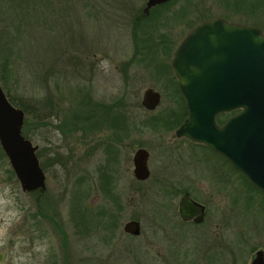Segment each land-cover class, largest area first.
Wrapping results in <instances>:
<instances>
[{
    "label": "rangeland",
    "instance_id": "obj_1",
    "mask_svg": "<svg viewBox=\"0 0 264 264\" xmlns=\"http://www.w3.org/2000/svg\"><path fill=\"white\" fill-rule=\"evenodd\" d=\"M64 1L55 3L57 11L47 30H35L9 46L13 54L3 91L33 115L46 113L49 118L42 126L37 121L36 128L25 130L26 138L40 149L45 175L34 246L27 244L26 233L32 194L20 190L0 154V231H7L0 264H208L204 254L212 248L210 242L220 250L215 264H243V228L255 229L264 238V198L231 169L226 184L224 175L213 180L207 157L198 162L202 150L177 140L176 126L167 128L152 118L175 104V80L166 64L181 36L198 21L220 14L264 26V0H170L154 12L165 45L152 53V64L147 61L148 50L137 47L129 29L130 13L141 11L146 0H71L72 10ZM88 8L98 12L88 14ZM147 87L160 95L151 111L140 104ZM82 97L89 98L82 107L83 117L76 111ZM102 109L121 112L123 121L112 124ZM137 147L149 152V177L134 183L130 158ZM118 169L122 181L131 182L133 189L114 191L120 204L116 229L110 234L96 227L90 210L111 204L95 187L101 174L112 186ZM168 173L175 174L189 195L208 209L204 228L184 225L183 238L180 229L162 222L178 220L180 193L163 194L158 189ZM219 203L231 208L229 227L227 238L224 234L214 240L212 233L218 229L210 209ZM131 218L139 221L140 232L128 237L121 227ZM255 244L247 245V250Z\"/></svg>",
    "mask_w": 264,
    "mask_h": 264
},
{
    "label": "water",
    "instance_id": "obj_2",
    "mask_svg": "<svg viewBox=\"0 0 264 264\" xmlns=\"http://www.w3.org/2000/svg\"><path fill=\"white\" fill-rule=\"evenodd\" d=\"M166 1L146 0L143 11ZM169 65L187 111L174 135L206 145L264 194V35L254 26L221 18L201 21L175 47ZM159 100V93L147 87L140 104L151 111ZM237 109L222 124L215 123L217 114ZM23 116L0 86V149L21 189L42 191L45 175L35 155L36 145L21 134ZM147 157L144 148L132 154L137 180L148 176ZM177 206L180 219L202 220L203 207L187 192ZM121 230L136 236L139 221L128 219Z\"/></svg>",
    "mask_w": 264,
    "mask_h": 264
},
{
    "label": "trees",
    "instance_id": "obj_3",
    "mask_svg": "<svg viewBox=\"0 0 264 264\" xmlns=\"http://www.w3.org/2000/svg\"><path fill=\"white\" fill-rule=\"evenodd\" d=\"M0 0V86L3 89L4 86V75L6 74L7 66L10 64L11 54H13L12 49L9 47L15 40L19 38H23L24 36H28L30 33H34L35 30L44 31L47 30L49 26L52 15L55 9V3L60 5L61 0ZM64 4L69 6V10H72L69 4H71V0H65ZM171 3V1H167L165 3L156 4L149 7L146 12L143 9L140 11L139 9L130 13L129 16V29L133 34V39L138 44V48L142 49L144 47L148 50L149 54L147 57V61L149 63H155L154 54L156 53L157 49L162 48L165 45V39L161 32L155 31L161 24L158 21L157 10L160 8H165ZM90 10L93 12H98V10H93L88 8L87 13H90ZM59 11V9H58ZM157 12L156 14L154 12ZM92 12V13H93ZM91 14V13H90ZM92 15V14H91ZM166 19L165 16H162ZM163 19V18H162ZM164 20V19H163ZM162 23V22H161ZM46 26V27H45ZM158 33V34H157ZM139 34V35H137ZM151 48V49H150ZM155 51V52H154ZM153 53V55H152ZM144 54V59H145ZM148 63V64H149ZM167 69L170 71L169 65L166 64ZM171 72V71H170ZM172 90L176 97L174 98L175 104L163 110V112H158L152 118L156 123H161L167 128L169 126H177L181 120L186 115V109L184 105V100L179 93L177 85L175 81L172 82ZM5 93V92H4ZM6 97L8 101L15 107L20 108L23 113V122H22V129L21 134L24 138H26V129L29 128L31 125L34 126L37 121L42 126V121L45 118H49V114H36L33 115V112L28 110L26 106L14 100L11 96L7 93ZM89 99L88 97H86ZM86 98L77 99V107L76 110L78 115L81 116L84 114V110L82 107L89 103V101H85ZM76 100V99H74ZM75 102V101H74ZM46 103L49 105L50 101L47 100ZM79 104V105H78ZM49 107V106H48ZM109 107V106H108ZM50 108V107H49ZM103 110V109H102ZM106 110V109H104ZM103 110V117L111 116V123H121L122 113H116L115 111L110 113H106ZM109 111V109L107 108ZM234 111H231L232 114ZM105 114V116H104ZM227 115V113H226ZM84 115H82L83 117ZM224 114H219L216 116L215 120L217 124H220L223 120ZM36 117V118H35ZM39 119V120H37ZM101 121V119H100ZM26 130V131H25ZM1 156H4L1 149H0ZM41 166V163H40ZM42 168V166H41ZM230 169L237 173L238 176L241 178L242 182H244L249 189L254 190L261 194L264 198V194L257 190L251 183L247 181V179L241 175L239 172L234 170L231 166ZM9 173L12 175L11 169L8 170ZM110 179L105 174L100 176V184L101 189L103 192V196L105 198H109L111 204H99L95 207L94 210H90L92 216L91 219L94 223H96V227H98L103 232H108L110 234L115 232L116 225H117V211H119V199L117 194L113 191L110 185ZM187 190L186 188L184 189ZM113 204V207H112ZM128 237H133L129 235Z\"/></svg>",
    "mask_w": 264,
    "mask_h": 264
},
{
    "label": "flooded vegetation",
    "instance_id": "obj_4",
    "mask_svg": "<svg viewBox=\"0 0 264 264\" xmlns=\"http://www.w3.org/2000/svg\"><path fill=\"white\" fill-rule=\"evenodd\" d=\"M167 2V1H166ZM145 7V5H144ZM144 7H143V10H144ZM212 18H221L223 19L224 21L226 22H230V23H235V24H240V25H248V26H254L256 28L259 29L260 33L262 35H264V26L263 24H260L261 22L260 21H257V23L259 24V26L257 25H253V22L254 24H257L255 21L253 22H250V21H238L236 19H232V18H228L222 14H220L219 16H215V17H210L208 19H204V20H200L198 21L197 23L201 22V21H206V20H210ZM249 22V23H248ZM260 22V23H259ZM195 23L193 26H191L182 36L181 38L179 39V41L177 43H175L174 47L172 48L171 50V53H170V57H169V61H168V64L170 62V58H171V55H172V52L174 51L175 47L180 43V41L184 38V36L197 24ZM159 29H155V31L158 32ZM172 42V40H171ZM170 67V65H169ZM170 71H171V76L172 78H174L175 80V83H176V78L171 70V67H170ZM177 85V83H176ZM4 92V91H3ZM180 93V92H179ZM6 95V94H5ZM181 95V94H180ZM182 96V95H181ZM183 98V97H182ZM184 100V99H183ZM184 105H185V102H184ZM186 109V107H185ZM234 111L232 114L231 111H228V112H222V113H219V114H224L225 116L223 117V120L220 124H222L226 118H228L229 116L233 115L234 113H236L238 111L237 110H232ZM227 113V115H226ZM186 114H187V111H186ZM217 114V115H219ZM216 115V116H217ZM186 116V115H185ZM184 116V118H185ZM215 116V118H216ZM183 118V119H184ZM182 119V120H183ZM181 120V122H182ZM180 122V123H181ZM179 123V124H180ZM215 123H216V120H215ZM178 124V125H179ZM217 124V123H216ZM220 124H217V125H220ZM177 125V126H178ZM176 126V127H177ZM34 128H36V124L34 125ZM175 130V129H174ZM174 130H173V135H174ZM174 137L177 139V140H181L183 142H186L187 144H190L191 147L193 148H200L202 150L201 153V156L199 157V154H198V157L197 159H199L198 162H200V158L201 157H207V164H208V168H209V176L212 175V179L214 180L215 178H219L221 175H224L223 177V180H224V183L226 184L227 182V177L228 175L230 174V164L223 158L221 157L220 155L216 154L215 152H213L209 147H207L206 145L204 144H201V143H198V142H194V141H191L185 137H176L174 135ZM36 145V144H34ZM137 148H144V147H137ZM136 148V149H137ZM145 149V148H144ZM146 150V149H145ZM147 151V150H146ZM134 152V151H133ZM198 152V151H197ZM39 153H40V149L38 148V146L36 145V149H35V155L37 157V160H38V163L40 165V162H39ZM148 153V157H147V162H148V158H149V152L147 151ZM133 154V153H132ZM132 157V156H131ZM7 160V159H6ZM130 162H131V158H130ZM146 162V164H147ZM9 165V164H8ZM41 167V166H40ZM232 167V166H231ZM147 168H148V165H147ZM42 169V168H41ZM12 171V170H11ZM43 171V169H42ZM117 172V173H116ZM114 177H113V182H111L112 184V189L113 191H115L116 193H120V190L122 189H126L129 191L130 189H133V186L131 185V182H128L127 184L124 181L123 177L121 176L120 172H119V169L116 171ZM148 172H149V169H148ZM13 173V172H12ZM44 173V172H43ZM164 173H166V171H164ZM217 174L218 176H215V174ZM14 175V174H13ZM131 176H132V182H142V181H145L148 177H149V173H148V176L146 179L144 180H137L133 174H132V162H131ZM15 177V176H14ZM177 176L175 174H172V173H168L166 176L163 177V180H161L160 182V185L158 186V189H160V191L163 193V194H167L169 192H179L180 193V196L184 193V192H187L188 195H189V192L186 190H184L186 187H182V182L180 181V179L176 178ZM16 179V178H15ZM220 179V178H219ZM123 180V181H122ZM18 182V181H17ZM99 181H97V186L95 187V190L98 192H102V189H101V184L99 183ZM20 187V186H19ZM187 189V188H186ZM20 190L22 192H26L28 195L32 194V201H33V205H32V212L30 214H28V216H31L30 217V222H31V226L28 227V230L26 231V233H28V236H27V244H31L32 246L35 245V240L38 239V234H39V218H40V215H39V208H38V202H39V194L40 191L39 189H35V190H32V191H23L21 188ZM179 196V197H180ZM189 197L197 202L198 204H200L202 207H203V217H202V220L199 221V222H194L192 219H188V220H182L180 219L179 215H178V212H177V209H178V206H176V215L178 217V220H172V219H163L162 222L164 223H168L170 224V227H174L176 230H179L182 226L186 225V226H191L192 228H195V227H203L204 228V223H205V218L207 216V207L199 202L198 200L192 198L190 195ZM179 199V198H178ZM212 212H211V220L214 222V227L215 229H218V232L217 231H213L212 233V239H218L222 236L223 238V235L225 234L226 238H227V231H228V227H229V224H228V220H227V217H228V213L230 212L231 208L228 204H214L212 205V208L210 209ZM243 210H245L243 208ZM174 213V215H175ZM209 215V213H208ZM132 219V218H131ZM31 233V236L29 235V232ZM205 231V230H204ZM262 231V230H261ZM181 233V238H183V231L180 229L179 231ZM23 233L24 231H21V236H23ZM262 233L264 234V231H262ZM256 236V237H253L252 235ZM137 236V235H136ZM250 238V239H249ZM254 238V239H253ZM261 238V239H260ZM250 243H248L249 241ZM264 241V238L261 236V232L259 231H256L255 229L253 230H247L246 228H243V264H264V245L259 241ZM219 241V240H218ZM252 242H255L256 244V247L254 249H252L251 251H248L246 246L251 244ZM259 244V245H258ZM210 245H212V248L208 251H206L204 254V258L207 259L208 261V264H215L216 263V259H217V255L220 254V250L217 249V245L214 244V243H211L210 242ZM253 245V246H255ZM246 249V250H245ZM2 253H0V260L2 258ZM259 258L260 261H259ZM258 259V260H256Z\"/></svg>",
    "mask_w": 264,
    "mask_h": 264
},
{
    "label": "clouds",
    "instance_id": "obj_5",
    "mask_svg": "<svg viewBox=\"0 0 264 264\" xmlns=\"http://www.w3.org/2000/svg\"><path fill=\"white\" fill-rule=\"evenodd\" d=\"M9 227H11V225H9ZM7 235V231L6 230H3V231H0V247H3L4 244L6 243V237ZM15 264V262H14Z\"/></svg>",
    "mask_w": 264,
    "mask_h": 264
}]
</instances>
